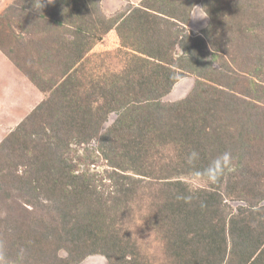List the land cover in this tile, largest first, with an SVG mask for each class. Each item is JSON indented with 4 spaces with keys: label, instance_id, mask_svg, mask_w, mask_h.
<instances>
[{
    "label": "rangeland",
    "instance_id": "1",
    "mask_svg": "<svg viewBox=\"0 0 264 264\" xmlns=\"http://www.w3.org/2000/svg\"><path fill=\"white\" fill-rule=\"evenodd\" d=\"M44 1L52 3L44 2L38 5L39 9L30 7L24 11V6L31 4L29 0H0V51L16 60L20 68L24 72H29L35 82L41 86H46L49 72L53 74V80L59 75L47 67L53 68L55 67L53 64L60 62L58 57H52L50 54L45 56L46 47L48 48L52 43V40L49 41V39L59 37L57 35L74 39L70 31L66 35L58 32L53 35L52 31L43 34L40 31L45 27V25H41L42 20L49 19L52 22L58 18L56 17L59 10L57 7L60 6L63 12L67 10L58 0V2H53L55 0ZM109 1L85 0L78 5V7L83 3L87 4L85 7L89 5L83 11L85 19L81 21V24L85 26L90 20L95 24L93 29L80 34L81 37H85L86 44L78 54L81 60L76 64L77 67L71 69L73 72H70V77L67 79H73L72 83L68 85L71 93L62 87L60 91L57 90L58 87H52L48 93L51 101H41L34 106L36 108L44 103L37 114L33 115L31 121L34 120L35 123L32 125L29 121L21 130L16 131V136L6 139L0 149V264H20L24 261L42 264L43 261L46 263L48 259L49 261L53 260V256L66 258L68 254L70 255L69 250L64 247L60 248L62 241L57 237L51 235L53 241L48 245L42 237L47 226L52 223L50 218L54 211L53 198L74 194L68 193L70 190L66 188V185H63V182L60 183L57 170L59 164H53L48 159L42 161L37 158L38 156L46 158L48 153H56L59 144L46 136H22V134H30L34 129H40L44 124L46 128H50V121L53 122V120L57 122L58 127V132L53 137L71 141L68 154L71 155V158H75L73 172L75 174L86 173L87 176L95 175L98 180L104 183H108L109 180L105 181L102 177L115 169L112 165H120L124 164L126 160H133V153L129 157L130 150L122 145L126 139H137L139 134L147 135V140L152 141V146H147L146 141L143 145L146 146L144 151L149 155L147 163L148 169L154 174L153 180H148L145 184L141 183L139 191L128 198L125 204L121 205L120 210L109 207V202L96 210L98 213L106 210L103 214H98L99 221L106 212L105 221L109 215H113V219L108 221L105 226L110 225L112 231L114 230L117 234L120 239L118 246L124 247L129 243L133 251L137 252L136 256L142 263H177V261L168 258L166 252L174 253L175 251L166 249V243L168 241L170 243L177 242L178 228L165 230L156 227L157 219L153 210L157 203L156 199L161 194L162 186L165 187L167 184L168 176H171L173 182L177 180L173 175L182 172V169L186 167L183 161L187 155L184 156L179 150L193 146L195 144L193 139L199 140L201 146L206 148L205 143H209L211 138L214 143L207 147L223 144L233 158L234 166L231 169V174L227 175L228 171L224 175L222 174L224 177L222 183L216 180L210 181L204 175L196 173L187 176L179 174L178 176L183 181V185L192 192L207 190L222 193L223 201L215 206L216 214L213 222L217 225L224 224L225 241L223 244L227 243L228 247L226 258L233 251V239L229 233L230 221L233 218L240 222V227L246 225L247 229L250 228L253 234L262 239V247H264V58L258 56H264V0H209L210 6L215 8L213 21L216 23V30L214 34L220 37L214 43L216 46L211 44L207 52H201L200 47L197 49L195 47L194 53L190 55L183 52L177 45L172 51L176 60L168 59L169 63L140 52L134 44L137 39L132 37L126 24L121 28L114 25L109 31L104 32L106 26L110 22L113 23V20L120 17L125 10L153 5L163 7L160 10L167 13L172 11L169 14L176 17V19L163 21L170 27L171 42L174 39L180 40L182 36L187 40L190 35H198L203 31V27L210 24V17H208L207 25L200 24L204 15L203 10H205L202 0H131L127 8L116 7L108 11V14H104L99 6H103ZM119 1V5H123V0ZM240 9L244 12L243 16ZM69 11L81 13L75 8H70ZM188 13L189 21L183 23V16ZM64 15L66 18L58 19L71 20L68 12H64ZM32 21L36 22V25ZM117 28H120L121 34ZM66 29L72 30L68 25ZM256 55L257 57H255ZM199 56L201 57L199 63L209 65L210 68H207V71L215 69L226 74L229 72L228 70L232 71L227 74L229 78L227 87L219 88L224 91L223 95L216 94L214 88L210 86L215 87V83L219 84L220 82L215 81L205 87L201 84L204 80L198 78L196 72L202 70L200 67L203 64L193 66L182 62L184 66H177V63L182 60L195 59ZM163 64L171 67L177 73L171 87H163L167 85L165 83L161 86V92L167 88L166 93L155 99H146V92L141 91L138 96L139 100H136L138 102L132 106V110L128 111L126 108L128 105L125 106V104L128 102L129 94L127 95L124 90L130 84L127 74L133 80L143 78V74L146 75V78H150L152 73L154 74V67L158 65L161 67ZM61 81L63 83L64 78H58V83ZM115 83H118L123 91H120ZM106 91L107 93H105ZM192 93L200 94L202 99L213 97L215 94L213 98L216 100L211 101V98H208L196 107L199 110L201 104L215 114L206 125L204 136L199 129L195 130L190 138L192 142H190L178 138L177 132H180V123L182 124L186 117L192 114L185 111L187 108L182 106L184 99L193 97ZM69 99L77 103L85 101V103L82 102V105H89L88 114L91 118L101 119L103 122L98 135L89 139L88 142L80 143L82 141L78 136L79 132L75 131L78 129H74L75 119H72L76 113L73 111ZM66 104H68L67 107H65ZM107 110L110 111L106 112ZM33 111L34 109L22 121L28 118ZM134 116H141V122L136 123L135 126L128 123L130 129L126 130V122H130L129 119H134ZM76 117L82 119V117ZM22 121L15 123L14 128L8 131L4 138L1 137V133L5 132L4 126L7 123L0 122V144ZM118 121L120 122L119 126ZM175 122H177L176 129L170 126ZM112 126L119 127L118 129L124 137L119 143L112 139L113 145H108L104 141L103 135L108 133ZM131 129L133 130L130 131ZM93 131L91 129V133ZM128 132L130 136H128ZM117 137L119 135L116 134ZM47 141L48 144L44 146L43 143H47ZM35 144L38 146H34ZM11 146L14 148L11 149ZM103 149L113 152L114 159L111 166V160L104 155ZM18 161L23 163L18 165ZM8 166L14 168V175L19 176L26 172L34 174L36 177L34 186L39 193L32 195L25 189H14L17 176H14L12 181L5 174V170H7L5 167ZM43 181L47 182L44 192L38 186ZM85 189L86 187H78L74 191L76 194L87 193ZM29 200L32 201V204L28 203ZM242 208L246 211H243ZM24 230L32 232L33 235V232L38 230L35 237L32 234L28 235V240L36 241L38 239L36 246L38 249L42 247L47 252L45 257L47 260H41L40 252L36 253V259L32 260L33 258H30L28 253L19 246L21 242L18 237L23 235L22 231ZM185 230L192 233L189 228ZM191 237L192 235L189 236V238ZM90 242L91 238L86 241L87 244ZM180 243L183 245L182 242ZM191 244L193 247L205 251L203 242L194 240ZM187 245H184L183 250L190 254L192 250ZM241 247H243L242 251L246 249L243 244ZM49 261L46 264L50 263ZM122 262L130 264V261ZM74 264L110 263L108 257L103 253H93L82 257Z\"/></svg>",
    "mask_w": 264,
    "mask_h": 264
},
{
    "label": "trees",
    "instance_id": "2",
    "mask_svg": "<svg viewBox=\"0 0 264 264\" xmlns=\"http://www.w3.org/2000/svg\"><path fill=\"white\" fill-rule=\"evenodd\" d=\"M29 1L31 4L24 6V11L30 7L39 9L40 7L38 5L43 4L44 2L47 4L52 3L44 0ZM58 1L61 2V5H63L65 9H67L64 10V12H68V16L71 20L68 21L67 19H58L66 18L63 10H61V7L59 6L57 7L59 10L56 15L58 18L52 22L49 21V19L42 20L43 22L41 25H45V27L40 31H42L43 34L48 31H52L53 35L57 32L66 35L68 31H70L73 34L74 39H67L66 37H63V35H57L59 37H51L49 39V41L52 40V43L48 48L46 47L45 56L50 54L52 57H58L60 62L58 61L59 63L53 64L55 65L53 68L51 66L47 67L48 69H52L53 73H59V75L53 80V74L46 69V71L49 72V75H47L48 81L46 86H40L46 92H50V89L56 86L58 87V91H60L62 87V89L71 93V90L68 89V85L72 83L73 79H67L70 77V72H73L71 71V68L81 60V57H79L78 54L86 44L85 37H81L80 34L93 29L95 22L90 20L85 26L81 24V21L85 19V15L82 13V10L87 4L83 3V5H85H81L83 6H80L81 8L78 7V5L85 0ZM58 1L55 0L53 2ZM202 2L206 13L210 17V24L208 27L203 29L202 33L198 35L196 34L195 36L190 35L187 40L183 38L184 36H182L180 40L174 39L173 42H171L170 27L163 21L165 19H176V17L169 14V12L172 11H168L167 13L160 10L163 9V7H156L153 5H144L143 7L126 10L121 13L120 17L117 19L115 18L113 23L110 22L106 26L104 32L109 31V29L114 25L120 26L121 28L124 24H126V27H128L132 33V37L137 39L134 41V44H136L140 52L147 53L156 59L167 62L168 59L176 60L172 51L177 45L181 47L183 52L185 51L190 55L194 53L193 49L195 47L196 49L197 47H200L201 52H207V49L210 48L211 44L216 46L214 43L217 42V39L220 37L217 34H214V31L216 30V23L213 21L215 18V8L212 5L210 6L209 0H202ZM70 8H75L77 11H81V13L69 11ZM240 12L243 16L244 12L242 9H240ZM87 19L89 18L87 17ZM183 20V23H187L189 21V13L183 16ZM33 22L34 21H32V23ZM34 23L36 25V22ZM66 24H68V27L72 30L66 29ZM120 28L117 29L121 34ZM163 28H166L167 30ZM258 56L264 58V56ZM255 57H257V55ZM200 60V56L195 59L180 60L181 62L177 63V66H184L182 62L193 66L203 64L199 63ZM200 68L204 71L201 70L196 73L198 78H202L204 80L201 84L205 87L215 81L220 82L219 84L215 83V87H213V85L210 86L211 88H214V92L216 94L223 95L224 91H221L220 89H223L222 86L227 87V81L229 79L227 74L232 71L228 70L229 72L227 74L215 69L207 71V68H210L208 64H203ZM27 73L30 75L32 80H34L32 75L29 72ZM154 74L152 73L150 78H146V75L143 74V78H138L136 80L131 79L129 74H127L130 84L124 90L127 95L129 94L128 102L125 104V106L128 105L129 107H126L128 111L129 109L132 110V106H135L136 102H138L136 100H139L140 97L138 96L141 94V91L146 92V99H155L157 96H161L167 91V88L166 90L163 88L164 91L161 92V86L167 83V85L163 87H171V83L175 81L174 79L177 75L175 70H172L171 67L164 64L161 65V67H159V65L154 67ZM58 78H64L63 83L62 81L61 83H58ZM222 80L224 81L222 82ZM115 85L120 89V91H123L122 87L118 83H115ZM105 93H107V91ZM199 95H194V93H192L191 96L193 97L183 100L182 106L187 108L185 111L192 113L186 117L182 124L180 123V132H177V137L184 139V141L189 140L192 142L190 139L191 135L198 129L204 136L205 127L209 124L210 119L215 114L213 111H208L201 104L199 106V110L196 109L199 103L206 101L208 98H211V101H215L216 98H213L215 94L213 97H207L206 99H202ZM45 101H51V97H48ZM68 101L70 102L72 109H74L73 111L76 113L75 117L73 116L72 119H75L76 126L74 129H78L75 131L79 132L78 136L80 141H82L80 143L88 142L89 139L98 135L100 125L103 122L101 119L94 120L91 118L88 114L89 105H82V102L85 103V101H78V103L71 99ZM73 102L74 104H72ZM43 104L44 103H41V105L34 108L33 113L22 121L17 128L10 132V135L7 136L4 139V142L0 144V149L5 144L6 139L8 140L10 137L12 139L17 135L16 131L21 130L25 124L33 119V115L35 116L37 114L39 108H41ZM68 104H66L65 107H67ZM108 111L110 110H107L106 112ZM76 116L82 117V119H79ZM176 119L179 120V118ZM129 120L130 122H126V130H128V128L130 129L129 124L131 126H135L136 123H140L141 116H134V119L132 118V120ZM135 120H137V122H135ZM33 121H31L32 125L35 123V121ZM177 122L171 123L170 126H173L174 129H176ZM117 123L119 126L120 122L118 121ZM50 124V128H46V125L44 124L40 129H34L30 132V134H22V136H46L48 138L50 137L49 139L51 140H55V142L59 144V148L56 153H48L46 158L42 156H38L37 158L42 161L44 159H48V161L53 162V164H59L57 167L58 179L60 180V183L63 182V185H66V188L70 190L68 193L74 194L62 198H53L54 211L52 217L50 218L52 223L47 226V230L43 233L42 237L44 238L46 245L53 241L51 235L57 237L62 241L60 248L64 247L69 250L70 255L68 254L66 258H61L59 256L56 258L53 256V260L50 261L49 259H45L47 252L42 249V247L38 249V246H36L38 239L36 241L28 240V235H31L32 232H28L26 230L22 231L23 235H21V237H18L21 242L19 246L28 253L30 258H33L32 260H35L36 253L40 252L41 260H47L46 263L49 261L50 263L48 264H74V262L77 263V261L82 257L93 253H103L108 257L110 264H123L124 262L122 261H130V264H144L141 262L140 258L136 256L137 252L133 251L132 246H130L129 243L124 247L118 246V241L120 239H118L117 234L114 230L112 231L110 225L105 226L108 221L113 219V215H109L105 221L107 215L106 212L103 218L100 217L101 221H99L97 218L98 214H103L106 210H102L99 213L96 212V210L102 205L104 207L108 202L110 203L109 207L120 210L121 205H124L128 198H131L133 194L139 191L141 183L145 184L148 180H153L152 178H154V174L148 169L147 163L149 155L144 151L146 146L143 145L146 141L145 143H147V146H152V141L150 139L147 140V135L143 136L139 134L137 135V139H126L125 143H122V145L130 150L129 157L132 156V153L134 157L133 160H126L124 164L120 165H112V160L114 159L113 152L108 149H103L104 155L111 160L110 166L112 165L115 168L112 169L108 175L102 177L105 181L109 180L108 183H104L98 180L95 175L90 174L87 176L86 173L75 174L73 172V163H75V158H71V155L68 154L71 141H64V137L62 140L54 138L53 136H55L58 132L57 122L53 120V122L50 121ZM118 128L119 127L117 126H112L110 130L108 129L109 132L103 135V139L108 145H113L114 141H112V139L117 140L118 143L123 139L124 135H122ZM91 129L94 130L93 133H91ZM132 130L133 129L130 131ZM116 134L119 135V137H117L119 139L116 138ZM128 136H130L129 132ZM210 141L209 143H205L206 148H204L201 146L199 140L193 139V143H195L193 146L189 148L187 146L179 150L184 156L187 155L183 161L186 167L182 169V172L175 173L173 175L177 178V180L172 182L171 176H168L166 181L167 184L165 187L162 186L161 194H159L156 199L157 203L155 205V209L153 210L157 219L156 227L165 230H174L178 228V233L176 235V241L178 243L175 241L171 243L168 241L166 243V249L169 251L174 250L175 252H166V254L170 260L177 261V263L171 264H264V247H262L263 240L253 234L250 228L247 229L246 225L240 227V222H238L235 218L231 219V227H229V233L233 239V251L231 255L226 258L228 247L227 243L223 244L225 241V237L223 235L225 230L224 224L217 225L213 222L216 214L215 206L223 201L222 193H217L216 191L209 192L207 190L202 192H192L187 189L186 186L183 185V181L178 178L179 174H182L183 176L191 175L193 173L202 175L203 170L208 168L215 157L224 151H228L223 144H216L211 148L207 147L208 145L214 143L211 138ZM46 144H48V141L47 143H43L44 146H46ZM34 146H38V144H35ZM13 148L14 147L11 146V149ZM193 151H195L198 155L191 163H189L188 158ZM22 163L23 162L20 161L17 162L18 165H21ZM233 166L234 163H232L227 175L231 174L230 172ZM5 168L7 169L5 170V174L9 176L12 181L14 180V176H17V181H15L13 186L14 189H25L26 191L32 193V195H37L39 193V191H36V186H34L36 179L34 174L26 172L18 176L14 175L13 167L8 166ZM225 173H223V175ZM223 175H220L216 181L222 183L224 179ZM38 186L41 191L44 192L47 188V182L43 181ZM78 187H86L85 191L87 193L76 194L74 190ZM28 203L32 204V201L29 200ZM242 210L246 211L244 208H242ZM186 228H189L192 233L187 232L185 230ZM37 232L38 230L33 232V237L36 236ZM190 234L192 235L191 238H189V236H191ZM90 238L91 242L87 244L86 241ZM194 240L195 242H203L205 251L193 247L191 243ZM180 242H182L183 245H181ZM185 244H188L187 246H189L192 250V253L188 254L183 250ZM242 244L246 247L244 251H242ZM75 253L78 255L76 256ZM46 263L43 261L42 264ZM20 264L32 263L24 261Z\"/></svg>",
    "mask_w": 264,
    "mask_h": 264
},
{
    "label": "crops",
    "instance_id": "3",
    "mask_svg": "<svg viewBox=\"0 0 264 264\" xmlns=\"http://www.w3.org/2000/svg\"><path fill=\"white\" fill-rule=\"evenodd\" d=\"M130 2L131 0H123V5H119V0H110L99 8L104 14H108V11L116 7L127 8ZM87 7L83 8L82 13ZM200 24H208L205 12ZM75 67L76 64L72 68ZM48 93L20 68L16 60L0 51V122L7 123L1 137L4 138L14 128V124L22 121L34 106L48 99Z\"/></svg>",
    "mask_w": 264,
    "mask_h": 264
},
{
    "label": "clouds",
    "instance_id": "4",
    "mask_svg": "<svg viewBox=\"0 0 264 264\" xmlns=\"http://www.w3.org/2000/svg\"><path fill=\"white\" fill-rule=\"evenodd\" d=\"M131 9H133V8H130L128 10H131ZM203 11L206 13L205 10H203ZM206 15H207V17H209V15L207 13H206ZM206 27H208V25L203 27L202 30L205 29ZM197 155L198 154L195 151H193L188 158L189 163H191ZM232 163H233V158H232L231 153L229 151H224L212 160V162L210 163L208 168L203 170L202 175H204L205 178H207L210 181L216 180L219 178L220 175H222L223 173H225L226 171H228L231 168Z\"/></svg>",
    "mask_w": 264,
    "mask_h": 264
}]
</instances>
